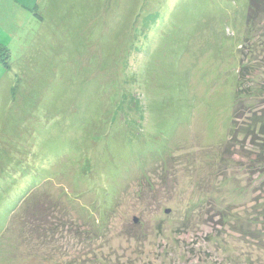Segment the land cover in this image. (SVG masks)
Returning <instances> with one entry per match:
<instances>
[{"label": "rangeland", "instance_id": "374dc122", "mask_svg": "<svg viewBox=\"0 0 264 264\" xmlns=\"http://www.w3.org/2000/svg\"><path fill=\"white\" fill-rule=\"evenodd\" d=\"M247 6L0 0V264H264V134L231 132ZM20 204L79 232L29 245Z\"/></svg>", "mask_w": 264, "mask_h": 264}, {"label": "trees", "instance_id": "16d2710c", "mask_svg": "<svg viewBox=\"0 0 264 264\" xmlns=\"http://www.w3.org/2000/svg\"><path fill=\"white\" fill-rule=\"evenodd\" d=\"M263 4L264 0H248L245 18L247 29L245 31L246 35L243 39L241 48L242 52L246 51L244 55L247 57V61L257 52V48L252 44L254 37L252 34L256 30H259L258 19L261 16ZM247 61H241L239 70L237 71L231 120V124L235 125H233L231 132H234L235 129L239 130L240 127H237L236 121L240 120L243 125L246 124L242 129L245 131V135H248L252 139L256 134L255 128L259 130L260 134H264V81L261 79V76H264V72H262L261 75L257 74L256 77L252 78V75L256 70L262 67L264 68V57L256 60L255 65H247ZM29 196L31 197L34 195L32 193ZM29 196L26 199L30 198ZM26 199H22V202ZM21 204L10 216L5 229H9L13 232L14 227L12 226L16 224L17 221H23L24 225L32 226V230L29 234L24 232V240L26 239V242L29 245H33V237L38 245L44 244L48 235L57 229L56 233L64 235L77 234L79 232V225L74 224L71 219L65 218L64 212L63 215H59L54 210L43 209V216V213L40 212V206L37 209V215L31 218L27 211L24 210V205ZM96 222L97 224L100 223L99 214ZM3 233L0 235V240L3 238Z\"/></svg>", "mask_w": 264, "mask_h": 264}, {"label": "water", "instance_id": "95a60500", "mask_svg": "<svg viewBox=\"0 0 264 264\" xmlns=\"http://www.w3.org/2000/svg\"><path fill=\"white\" fill-rule=\"evenodd\" d=\"M166 212H168V210H166Z\"/></svg>", "mask_w": 264, "mask_h": 264}]
</instances>
